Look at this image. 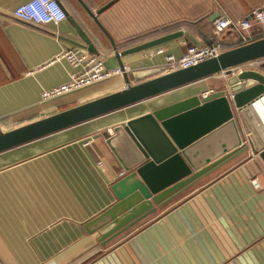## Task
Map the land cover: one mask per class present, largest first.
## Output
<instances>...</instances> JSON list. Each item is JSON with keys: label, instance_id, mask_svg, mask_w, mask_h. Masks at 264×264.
<instances>
[{"label": "crops", "instance_id": "crops-1", "mask_svg": "<svg viewBox=\"0 0 264 264\" xmlns=\"http://www.w3.org/2000/svg\"><path fill=\"white\" fill-rule=\"evenodd\" d=\"M28 1L0 0L2 132L126 87L125 77L117 75L41 100L43 91L64 85L73 72L57 56L70 48L87 51L78 46L83 42L76 24L95 44L97 54H90L102 58L107 70L119 67L87 11L95 14L109 4L97 19L124 51L177 31L209 45L219 16L243 19L264 10V0H57L68 16L57 25H34L13 17ZM251 35L260 39L264 31L253 25ZM232 38L225 31L221 40L228 46ZM234 43L228 47L238 46ZM191 45L181 37L122 57L129 84L165 74L166 56L177 59ZM256 62L249 70L264 74V58ZM233 77L214 75L0 152V264H264V166L249 151L264 143V98L240 113L224 99L201 104ZM122 124H131L150 155L141 170L156 192V210L107 241L126 203L119 197L135 184L144 186L138 177L118 184L125 171H101L103 155L94 138L113 135ZM257 130L261 139H254ZM242 147L248 152L222 163ZM234 160L238 163L190 190Z\"/></svg>", "mask_w": 264, "mask_h": 264}, {"label": "water", "instance_id": "water-1", "mask_svg": "<svg viewBox=\"0 0 264 264\" xmlns=\"http://www.w3.org/2000/svg\"><path fill=\"white\" fill-rule=\"evenodd\" d=\"M108 5L103 6L95 14L87 11V9L86 11L97 28L108 39L119 68L122 70H124L121 62L122 57L146 51L171 40L185 37L193 45L198 47L202 46L197 43L194 37L189 33L177 31L136 47L118 51L113 39L97 19V16ZM65 15L66 17L68 16L67 13H65ZM68 19L72 20L71 17H68ZM74 28L79 39L83 42V45L78 46L85 48L89 53L97 54V49L92 39L77 24L74 25ZM263 58L264 37L253 40L245 45L228 49L216 58L205 60L198 65L167 72L135 85L129 84L126 73L124 72L122 75L125 77L126 87L120 91L66 109L13 130L7 132L0 131V152L93 120L185 85L206 79L224 70ZM230 95L232 98H230ZM263 98L264 74L258 71L247 70L241 72L227 82L225 90L203 96L201 104H211L215 100L224 99L228 103H231L237 112L240 113ZM112 131L113 135L104 133L102 137L94 138L96 145L103 155V159L101 163H99V165L101 164V166H103L102 169L100 168L101 171L108 169V167L113 168L115 171H125V173H128L127 176L119 179L118 184L125 183V181L138 177L143 182L144 186L135 184L132 186V191H127L125 196L119 197V199H125L126 203L122 207L123 213L114 221V227L111 229V234L107 237V241L131 228L156 210V208L153 207L155 202L153 196L156 192L148 184L141 170V167L150 158L149 153L136 137L135 130L132 129L131 124L119 125L114 127ZM249 151H251V155L257 157L264 166V146L255 148L253 145H250ZM246 152H248V148L242 147L233 155L226 157L222 163H227L238 155ZM206 174L208 173L205 172L204 175ZM199 178L201 177H198V179ZM133 194H135V196H132ZM155 204L157 207L161 203Z\"/></svg>", "mask_w": 264, "mask_h": 264}, {"label": "built area", "instance_id": "built-area-1", "mask_svg": "<svg viewBox=\"0 0 264 264\" xmlns=\"http://www.w3.org/2000/svg\"><path fill=\"white\" fill-rule=\"evenodd\" d=\"M13 17L18 21L34 25H57L66 18V15L57 0H30L19 5L13 11ZM253 25H258L261 27V31H264L263 9L252 10L249 17L243 19H233L221 15L213 22V35L215 37L213 43L201 47L187 46L184 53L177 59L171 55L166 56L163 70L167 73L178 69H186L198 65L205 60L216 58L224 51L231 49L228 46L235 45L234 42L238 46L252 42L251 29ZM225 31H230L233 37L232 40H234L228 46L221 40ZM157 53H162V50H158ZM56 59L66 60L73 68V72L69 73V81L64 85L49 91H43L41 93V100L43 102L85 89L126 72L125 69L122 70L119 67L107 70L104 67L102 58L80 48L67 49L61 52ZM255 66H257V62L252 61L224 70L216 75L223 80H227L243 71L253 69ZM230 98H232L231 95ZM250 182L255 188L259 187L255 179H252Z\"/></svg>", "mask_w": 264, "mask_h": 264}, {"label": "rangeland", "instance_id": "rangeland-1", "mask_svg": "<svg viewBox=\"0 0 264 264\" xmlns=\"http://www.w3.org/2000/svg\"><path fill=\"white\" fill-rule=\"evenodd\" d=\"M217 80L215 79V81H214V83H216L217 84ZM219 84V83H218ZM250 120H251V123L255 126V127H257V129L260 131V129L258 128L259 126H257V124H258V122L256 121V118H250ZM250 122V121H249ZM248 121H246L245 119H244V129H245V135L247 136V137H249V127H248ZM259 125V124H258ZM257 130V132H255V137H254V139H261V137H260V132ZM251 139H252V141H253V143H254V139L251 137ZM248 146V145H247ZM261 146H264V143L261 145ZM254 147L255 148H259V147H256V145L254 144ZM236 161H238V160H236ZM235 160L234 161H232V162H230L229 164H227V165H225V166H223V167H221V168H219L218 170H216L215 172H213L210 176H208V177H203L201 180H199V181H197L194 185H192L191 186V188H190V190H192L193 188H198V187H200V186H202L203 184H205L206 182H208L209 180H211L212 178H214V177H216V176H218L220 173H222L224 170H226V169H228L230 166H233V165H235V163H238V162H236ZM189 190V191H190Z\"/></svg>", "mask_w": 264, "mask_h": 264}, {"label": "bare ground", "instance_id": "bare-ground-1", "mask_svg": "<svg viewBox=\"0 0 264 264\" xmlns=\"http://www.w3.org/2000/svg\"><path fill=\"white\" fill-rule=\"evenodd\" d=\"M218 107L217 106H215L213 109H211V110H216Z\"/></svg>", "mask_w": 264, "mask_h": 264}, {"label": "trees", "instance_id": "trees-1", "mask_svg": "<svg viewBox=\"0 0 264 264\" xmlns=\"http://www.w3.org/2000/svg\"><path fill=\"white\" fill-rule=\"evenodd\" d=\"M255 39H257V38L254 37L253 40H255Z\"/></svg>", "mask_w": 264, "mask_h": 264}]
</instances>
